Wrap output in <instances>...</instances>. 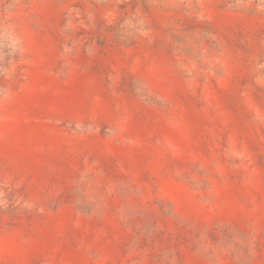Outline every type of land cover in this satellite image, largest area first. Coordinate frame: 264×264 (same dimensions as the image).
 Instances as JSON below:
<instances>
[{
	"label": "rangeland",
	"instance_id": "obj_1",
	"mask_svg": "<svg viewBox=\"0 0 264 264\" xmlns=\"http://www.w3.org/2000/svg\"><path fill=\"white\" fill-rule=\"evenodd\" d=\"M0 264H264V0H0Z\"/></svg>",
	"mask_w": 264,
	"mask_h": 264
}]
</instances>
